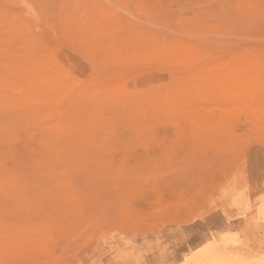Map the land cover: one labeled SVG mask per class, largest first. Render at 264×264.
<instances>
[{
	"label": "rangeland",
	"instance_id": "374dc122",
	"mask_svg": "<svg viewBox=\"0 0 264 264\" xmlns=\"http://www.w3.org/2000/svg\"><path fill=\"white\" fill-rule=\"evenodd\" d=\"M210 235L264 264V0H0V264Z\"/></svg>",
	"mask_w": 264,
	"mask_h": 264
},
{
	"label": "bare ground",
	"instance_id": "6f19581e",
	"mask_svg": "<svg viewBox=\"0 0 264 264\" xmlns=\"http://www.w3.org/2000/svg\"><path fill=\"white\" fill-rule=\"evenodd\" d=\"M238 241L239 239L229 242L227 239H218L210 235L203 240L199 249L191 250L189 255L183 257L184 264H251V260L229 249L230 245Z\"/></svg>",
	"mask_w": 264,
	"mask_h": 264
}]
</instances>
